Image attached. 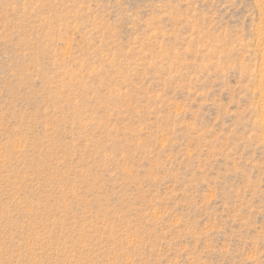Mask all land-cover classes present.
<instances>
[{
	"label": "rangeland",
	"instance_id": "1",
	"mask_svg": "<svg viewBox=\"0 0 264 264\" xmlns=\"http://www.w3.org/2000/svg\"><path fill=\"white\" fill-rule=\"evenodd\" d=\"M0 264H264V0H0Z\"/></svg>",
	"mask_w": 264,
	"mask_h": 264
}]
</instances>
